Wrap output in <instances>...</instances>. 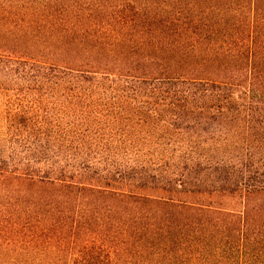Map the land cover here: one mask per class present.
Instances as JSON below:
<instances>
[{
	"label": "trees",
	"instance_id": "trees-1",
	"mask_svg": "<svg viewBox=\"0 0 264 264\" xmlns=\"http://www.w3.org/2000/svg\"><path fill=\"white\" fill-rule=\"evenodd\" d=\"M263 15L190 49L156 40L163 57L22 59L0 31V73L53 75L73 107L62 151L0 162V240L26 245L0 264H264V209L248 207L264 203ZM60 21L42 28L59 47L110 51L102 29ZM124 34L122 51L151 43Z\"/></svg>",
	"mask_w": 264,
	"mask_h": 264
},
{
	"label": "rangeland",
	"instance_id": "rangeland-1",
	"mask_svg": "<svg viewBox=\"0 0 264 264\" xmlns=\"http://www.w3.org/2000/svg\"><path fill=\"white\" fill-rule=\"evenodd\" d=\"M254 10L263 12L264 0H0V31L11 32L3 44L19 51L8 50L3 54L22 59L27 55L41 61L77 55H102L106 59L128 55L163 57L167 54L153 47L156 40L185 42L190 49L196 42L207 43L217 31L220 20L223 19L229 31L232 27L237 29L232 16L240 13L246 16ZM122 12L132 21L126 30H123ZM63 17L74 26L102 29V41L113 42L110 51L72 52L56 45L50 33L42 28L59 26ZM23 28L29 29L31 34L35 31L29 36ZM122 32H125L124 39L135 44L141 34L151 43L144 49L128 44L131 49L122 51V47L114 46L112 36ZM0 88L5 89L0 90V162L9 157L22 159L29 154L54 155L62 151L63 133L72 132L70 127L66 130L63 126L72 122L73 107L69 104L63 110L59 81L53 75L46 78L38 71L29 74L21 71L17 77L0 73ZM21 119L28 122L26 126L17 124ZM3 192L0 190V196ZM1 199L6 200L2 196ZM248 207L258 211L264 209V203H252ZM219 218L222 222L218 225H224L226 219ZM25 246L0 240V249Z\"/></svg>",
	"mask_w": 264,
	"mask_h": 264
}]
</instances>
